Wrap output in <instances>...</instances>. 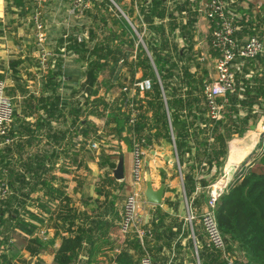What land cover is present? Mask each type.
<instances>
[{
	"label": "trees",
	"instance_id": "trees-1",
	"mask_svg": "<svg viewBox=\"0 0 264 264\" xmlns=\"http://www.w3.org/2000/svg\"><path fill=\"white\" fill-rule=\"evenodd\" d=\"M103 1L111 4L110 0ZM113 1L121 5L122 15L116 12V16L110 18L109 12L106 17H102V31H105L102 37L97 36L94 30H90L92 32L89 39L79 37L73 29L66 38L60 40L62 45L66 40L67 49L78 53L80 60L86 61L87 65L84 70L85 79L81 83L82 89L76 91L72 100L83 111L91 109L92 113L105 117V128L110 133H124V139L131 150L134 138L142 141L143 149H147L160 136L173 141L183 174L185 196L191 202L192 210L199 214L206 200V187L215 180L211 169L221 166L227 155V142L222 136L224 124H229L228 130L237 135L248 129L252 117L248 114L238 115L239 107H250L253 100L264 98V82H260L262 76L254 79L255 86H250L244 75H241V83L236 82L237 75L234 71L236 90L226 95L227 102L223 107L222 118L210 119L202 94L203 85L209 80L208 71L198 61V56L192 49L193 22L198 0H129L127 4H122V0ZM227 10L232 16L229 4ZM238 24L246 26L247 22L241 18ZM136 31L141 34V44L140 40L136 43ZM246 34L264 41V30H258L257 27L247 30ZM179 40L183 41V46H180ZM142 43L147 47L149 55ZM134 50V57L131 58ZM263 57L264 53L245 62ZM56 59L48 73L55 72L56 69L61 73L60 58L57 62ZM123 65L134 72L129 83L136 81L135 72L140 74L138 80L151 81L150 90L135 93L126 102L127 95L122 91L125 77V72L121 71ZM105 73L108 75L105 76ZM114 79L116 85H120L114 104L108 105L100 100L94 103L88 99L90 93L98 92L99 86L104 87V92L107 93L114 87ZM238 98H241L239 107ZM261 104L264 107V102ZM99 107H102L100 112H94ZM133 110L136 114L131 122ZM110 124H113L112 128ZM96 131L93 129L86 133L89 136L88 141L95 143V151L101 147L102 140V135ZM11 132L12 123L9 130L12 137L14 135ZM10 145L0 150V192L6 188L12 189L16 182L14 178L21 173L19 169L14 172L6 163ZM194 147L196 161L192 154ZM257 153L260 154L256 156ZM184 155L187 157L186 162ZM98 156L99 167H108V171L99 177L95 186L97 193L104 195L105 205L103 210L98 211L100 213L92 212L89 215L76 208L68 209L69 200L62 185H54L43 177L52 166L47 168L41 161L37 163L38 160L32 170L35 169L40 174L41 186L38 189L44 190L47 197L37 198L31 205L27 194L18 195V191L14 189V193H7V196L0 199V264H15L19 259L23 260L19 255L21 248L35 261L41 260L40 256L50 247L54 248L52 264H140L134 260L135 255L140 259L144 252L132 231L126 235V239L129 241L134 236V242L130 245L135 255L129 251L130 248L124 246H119L118 252H111L115 249V243L110 232L117 225L116 221L120 222L115 202L118 201L124 184L118 182L111 173L116 166L117 156L108 154L103 148ZM28 181L23 179L26 186ZM60 183L62 184L61 181ZM31 189L32 187L28 191ZM57 199L59 208L52 210L49 202ZM63 199L65 205H62ZM36 200L47 217L40 214L42 210L36 206ZM165 203L170 204V201L166 200ZM155 211L157 220L152 221L153 227L147 222L152 235L155 232L157 238L163 239L167 247L177 237L189 235L188 246L193 247L191 233L186 228L185 221L183 223L178 216L162 212L159 206L155 207ZM174 211L176 212V208ZM215 214L226 248L224 251L208 246L199 248L196 242L197 260L192 257V264H264V144L261 141L255 145L245 162H242L227 189L219 196ZM154 221L157 222L156 225ZM195 223L200 224L193 221V235H196ZM50 225L53 227V234L47 238L39 237L38 232L45 229L47 233ZM163 233L167 235L162 236ZM56 239L60 240L58 246H55ZM180 248V244L175 245V260L180 254ZM153 249L156 254H160L161 248L155 246ZM147 252L150 254L152 249ZM150 256L153 261L159 262L156 256ZM168 261L159 264H167Z\"/></svg>",
	"mask_w": 264,
	"mask_h": 264
},
{
	"label": "crops",
	"instance_id": "crops-1",
	"mask_svg": "<svg viewBox=\"0 0 264 264\" xmlns=\"http://www.w3.org/2000/svg\"><path fill=\"white\" fill-rule=\"evenodd\" d=\"M174 1L183 2V0ZM225 1L229 4V9L234 18L236 29L235 37L239 42L246 40L249 36L246 34V31L249 29H256L257 27L258 30H264V0ZM110 2L113 3L112 0H110ZM121 3L127 4L129 0L128 2L122 0ZM67 7H69L68 4L66 5L61 0H47L43 7V20L51 40L49 46L53 52L56 53V62L59 58L61 59H59L61 73L57 72L59 69H56L55 72L51 71L48 73L41 72L37 67L35 45L33 42L34 40H32V38L34 39V28L31 21L32 8L30 0H0V79H3L5 82V94L11 99L13 106L11 133L14 136H12V145L9 146V156H21V158H23L24 173L30 177H33L34 170H32V167L35 166L36 160H38L37 163L40 161L44 163L47 168L52 166V169L44 173L43 177L54 185H62L68 188V193H70L67 194V196L70 197L71 200L68 201L69 204L67 208H76L79 211L90 214L103 210L105 205V202H103L104 195L97 193L95 190L99 177L108 171L106 165L103 167H99L98 165V154L101 148L108 154L117 156V161L119 157L122 156L124 178L118 182L124 184L123 191H127V193L132 184V153L129 145L126 143V139H124V133H110L108 129L105 128V122L99 126L97 121L94 120L105 117L92 113L91 109L87 111L84 109L83 111L77 107L74 100H72L85 79L84 70L87 65L86 61L83 62L80 60L78 53H74L68 50L67 46L65 47L60 44V40L65 38L68 33L73 32V29H75L77 25L75 16L73 17V15L69 13V8ZM63 8H66V12L68 13L65 18L62 17L64 15ZM183 18L185 17L183 16ZM241 18H244V21L247 22L246 26L238 24ZM69 22L72 24L71 27L68 26ZM193 24L194 36L192 49L196 52L198 61L207 69L210 77L212 64L210 63V66L209 63L202 62L203 60H206V62L208 60L209 62L212 61V58L208 54V52H211L208 48L209 23L204 17L199 15L197 6ZM143 32L144 28L142 33ZM179 43L180 46L184 45L182 40H179ZM142 45L148 53L144 43H142ZM202 52H205L207 55L204 59L201 58ZM134 54H132L133 57ZM77 59H79L80 62ZM245 61L246 60H240L233 64V71H235L237 75L236 82H242L241 75H244L245 81H248L250 86H255L256 83L254 79H259L261 76L260 82H264V57L251 62ZM151 64H153L152 61ZM49 75L53 76L49 78ZM107 75L108 74L105 73V76ZM139 77L135 78V80H138ZM100 79L101 76L99 77V80ZM129 84L131 83L124 84L123 86ZM90 94L91 100L94 103L98 100H100V102H106L108 98L107 93L102 90L101 86H99L96 94ZM238 99L239 103L241 98ZM252 102L259 104H256L258 106L257 109L251 111L253 113H258L259 118H264V107L261 104V102H264V98H258ZM107 103L109 102L107 101ZM94 112L100 111L95 110ZM241 112L245 111L241 110L240 113ZM112 127L113 124H110V128ZM93 129H96L98 131L96 132H100L102 135L101 147L96 149V151H91L89 146L90 142L87 138L89 136H86V133ZM248 131H251V129L247 130V132ZM250 143H245L244 146H246L248 152L244 153L243 156L241 154L239 158H237L238 153L235 151V147L227 145V155L223 161L224 163L222 162L223 166L221 164L218 168L213 167L211 169V175H214L215 178L213 181H216L219 175L222 174L226 175L227 180L230 182L229 170L233 168L235 174L239 171L240 165L242 162H245L248 155L255 147L250 146L253 142ZM194 148L192 154L193 160L196 161V147ZM183 158L184 162H186V155H184ZM48 161H50V163ZM238 161L240 162L238 163ZM202 164H204V162ZM79 167H81V169H79L80 171L78 173H81L83 179L76 181V169ZM142 172L143 181L139 186L140 192L138 198L139 202H142L139 215L141 220L151 224L152 228V221L157 220V217H155V207L159 206L162 212H167L172 216H178L179 219L183 218L185 221L186 209L184 200L187 198L183 189V174L180 170L174 142L166 140V138L162 136L153 140L147 149H145ZM148 177L151 179L154 189H157L161 184L164 185L163 200L160 205L144 202L146 199L143 195ZM89 181H91V183ZM193 196L195 197L196 195ZM42 197L46 198L47 195L44 193V190H39L38 188L29 195V199ZM166 200L170 201V204L165 203ZM122 201L124 202V200ZM121 204L123 206L122 202ZM121 204L118 205V203L115 202V207L117 211H119V214L122 212ZM175 208L176 212L174 211ZM118 223L119 222L116 221L117 225L110 232L111 239L115 243V249L111 251L112 254L118 252L119 246H124L130 248L129 251L135 255V251L130 245L131 242H134V236L129 238L130 240L128 241L126 235L120 233ZM156 223L157 222H155V225ZM185 224H187L186 221ZM194 226L196 235L192 234L190 225L188 228L193 242V247L191 248L188 246L189 235H187V237H177L179 240L177 238L172 240L171 243H169L170 246L167 247L164 244V240L158 239L154 232L152 238L144 240L145 249L147 251L152 249L150 254L156 256L160 263L169 260L167 264L171 262L172 264H192L190 259L195 257V254L197 256L196 242L199 248H201V246H207L205 234L200 224L195 223ZM174 230L175 227H173V231ZM52 234L53 231L49 233V236ZM165 235H167V233H163L162 236ZM59 244L60 240L56 239L55 246ZM176 244L181 245V251L178 258L175 260L173 250ZM155 246L161 248L160 254L155 253V249H153ZM23 252L21 248L19 251L20 258H23ZM47 252H50L51 255H47L46 257L43 253L40 258L41 260L47 259L46 264H52L54 248L50 247ZM162 255L163 257H161ZM19 261L21 260L19 259Z\"/></svg>",
	"mask_w": 264,
	"mask_h": 264
},
{
	"label": "built area",
	"instance_id": "built-area-1",
	"mask_svg": "<svg viewBox=\"0 0 264 264\" xmlns=\"http://www.w3.org/2000/svg\"><path fill=\"white\" fill-rule=\"evenodd\" d=\"M46 1L30 0L37 67L41 72H47L52 68L56 59V53L49 46L51 40L43 20V7ZM63 1L68 4L71 15L80 17L85 11L93 7L96 0ZM227 5L228 3L225 0H199L197 2V12L209 23L208 48L211 52H208V54L213 61L212 68L214 73L212 77L210 75L209 80L203 85L202 94L206 103L208 116L212 120L222 118L223 107L227 102L226 95L236 90L233 64L236 61L253 59L264 53L263 41L254 35L248 36L243 42L237 40L235 37L234 18L228 13ZM206 57L205 52H202L201 58L204 59ZM5 86L4 80L0 79V148L10 145L13 141V138L9 135L10 126L13 121V106L11 99L5 94ZM150 88V79L136 80L129 85L123 86L122 91L127 95L125 102L128 99L130 100L135 93H142L150 90ZM221 99L222 102L220 101ZM131 103L130 106H132ZM135 114L136 111L133 110L131 122L134 121L133 116ZM141 142L136 138L133 140L131 150L132 184L123 202L119 231L123 235H127L131 231L134 232L136 239L143 247L144 240L152 237V231L147 226L146 221H142L141 217H139L142 202L138 200L140 192L138 187L143 181L142 166L145 152V149L141 146ZM92 146L95 147V143ZM228 184L229 181L226 175L221 174L216 181H213L206 187V200L199 214H196L192 210L191 202H188L187 199L184 202L186 208L185 221L188 222L191 228L193 221H198L204 231L206 245L220 251L225 250L226 244L224 236L218 227L215 208L219 196L227 189ZM198 190L197 188L196 191ZM41 233L44 232L41 231ZM140 264H159V262L153 261L150 254L144 249L143 256L140 258Z\"/></svg>",
	"mask_w": 264,
	"mask_h": 264
},
{
	"label": "rangeland",
	"instance_id": "rangeland-1",
	"mask_svg": "<svg viewBox=\"0 0 264 264\" xmlns=\"http://www.w3.org/2000/svg\"><path fill=\"white\" fill-rule=\"evenodd\" d=\"M62 2H64L63 0H61ZM113 1V0H112ZM174 1V0H173ZM180 1H182V0H180ZM124 2H128V0H124ZM65 3V2H64ZM113 3H114V1H113ZM111 3L110 5L109 4H107L106 2H104L103 0H96L95 2H94V5H93V7L91 8V9H89V10H87V11H85L80 17H75L76 18V21H77V25L75 26L76 28H75V31L77 32V35H79V37H83V38H87V39H89V34H90V32H92V31H90V30H94L93 32L97 35V36H101L102 37V35L104 34V32L105 31H102V26H103V24H102V22H101V19H102V17H106L107 15H108V13L110 12V18H113V17H115L116 16V12H120V14L122 15V12L120 11V9H121V5L119 6V5H117L116 3ZM66 4V3H65ZM67 5V4H66ZM67 8H69V7H67ZM61 9V8H60ZM63 11H64V15L62 16V17H66L67 15H68V13L66 12V8H63L62 9ZM69 10V9H68ZM122 10V9H121ZM65 12H66V14H65ZM74 17V16H73ZM125 17H126V15H125ZM127 18V17H126ZM109 19V18H108ZM112 21V20H111ZM68 26L69 27H71L72 26V24L69 22L68 23ZM136 34H137V36H139V38H138V40L136 41V43L137 42H139V40H140V44H141V34H139L137 31L135 32ZM67 36V35H66ZM66 36H65V38H66ZM30 40V39H29ZM32 40H34L33 38H32ZM31 40V41H32ZM34 42V41H33ZM66 40L64 41V43H63V45L64 46H66ZM131 54H134V51H133V53H131ZM133 56H131V58H132ZM211 59V58H210ZM69 60H71V59H69ZM77 60H79V59H77ZM212 60V59H211ZM79 62H80V60H79ZM79 62H77V63H79ZM202 62H204V63H211L212 64V67H213V61H211V62H209V60L206 62V60H203ZM211 64H210V66H211ZM211 67V71H210V73H211V77L213 76V73H214V71H213V68ZM121 71H123V72H125V77H124V81H123V84H128L129 82H131V77H132V74L134 73H132L130 70H127V67H126V65H123V69L121 70ZM116 74H117V72H116ZM115 74V75H116ZM134 76H135V78H138L139 76H140V74L138 73V72H135V74H134ZM113 82H114V87L113 88H111V89H109V91L107 92V95H108V98H107V101L112 105V104H114L113 102L116 100V97L118 96V92H119V88H120V85H116V83H115V79L113 80ZM79 89H82L81 87H79ZM79 89H78V91H79ZM102 90L104 91V87L102 88ZM82 95H83V97L84 98H86L85 96H86V94L82 91ZM111 96V97H110ZM94 98V97H93ZM89 100L91 99V95L89 96V98H88ZM106 101V102H107ZM108 103V104H109ZM256 104H259V103H253L252 104V106H248V105H242V107H239V106H241L240 105V102L237 104V107H239L240 108V110H239V114L238 115H244V114H248V115H250L251 117H252V119H251V121H250V124H248V125H250V126H248V129L247 130H249V129H251V131H248L247 132V130L243 133V134H241V135H237V134H235V133H231L228 129V127H229V124H224V129H223V131H222V136L225 138V140H226V142H227V145H229L230 147H235V151L238 153V157L237 158H239V156L242 154V156H243V154L244 153H246V152H248L247 151V148H246V146H244L245 145V143H250L251 141L253 142L252 143V145H250V146H255V144H257V143H259L260 141L264 144V118H262V117H258V113H253L251 110H253V109H257L258 108V106L256 105ZM101 108L102 107H99L98 109H97V111H100L101 110ZM241 110H244L245 112H241L240 113V111ZM95 121H97V124L100 126V125H102L103 124V122H105L104 123V125L106 124V118H98V119H94ZM254 125V126H253ZM262 128H263V131H262ZM104 129V128H103ZM98 134H100V132L98 133ZM255 140V141H254ZM92 144L93 143H90V148H91V151H95L94 150V147L92 146ZM243 148H244V151H243ZM250 148V147H249ZM2 148H0V150H1ZM260 152V151H259ZM92 153H95V152H92ZM258 154H260V153H257L256 154V156H258ZM255 156V157H256ZM5 160H6V163H8V167L10 168V169H13L14 170V172L17 170V169H19V171L21 172L18 176H20V178H18L17 179V177L16 178H14L15 179V185H14V187L12 188V189H8V188H6V189H3L2 191L4 192V194H3V192L1 193L0 192V199H3L4 198V196H7L8 194L7 193H14L15 191H14V189L16 190V192H17V194L18 195H20V193H25V194H27L28 195V198H29V195L31 194V193H33V189H34V191L35 190H37V188H39V186H41V181H40V174L38 173V172H36L37 170H35L34 169V176L33 177H30V176H27V174L26 173H24V170H23V158H21V156H17V157H11V156H8V157H6L5 158ZM37 161V160H36ZM240 161H238V163H239ZM224 163V162H223ZM223 163H222V166H223ZM35 166H36V164H35ZM79 169H81V167H79V168H77L76 170H77V174H76V181H78V180H81V179H83V177H81V173H78L80 170ZM238 172V171H237ZM234 170H233V168H231L230 170H229V179H230V181L233 179V177H234ZM16 175V173H14V176ZM23 179L24 180H27L28 181V179H30L27 183H28V185L30 186H26V184H24L23 183ZM20 181H22V183H20ZM18 182V183H17ZM90 183H91V181H89ZM89 183V184H90ZM56 185V184H55ZM90 186V185H89ZM140 186V185H139ZM32 187V189L31 190H29L28 191V189L29 188H31ZM66 186H62V188H63V191L65 192V195H66V197H67V199L70 201L71 199H70V197H68L67 196V194H69L68 193V188L66 187ZM81 187V186H80ZM138 189H139V187H138ZM129 192V191H128ZM126 195H127V191H121L120 192V194L118 195V201H117V203H118V205H120L121 204V202L123 203V201L122 200H124L125 199V197H126ZM65 199H63L61 202H63V204L62 205H65V201H64ZM29 202H30V204L32 205V203H35V199L34 200H32V199H30L29 200ZM37 202H38V200H36V206L38 207V208H40L38 205H37ZM60 202V201H59ZM184 202H185V200H184ZM49 204L51 205V209L53 210V209H58L59 207L57 206V204H58V199L56 200V201H52V202H49ZM121 206H122V204H121ZM42 211H40V214L42 215V217H47V214H45L44 212V210L42 209V208H40ZM120 209H121V207H120ZM186 209V208H185ZM184 209V210H185ZM31 210H34L33 208L31 209ZM186 211V210H185ZM89 215H92V213H90ZM180 220H182V222L184 223V220H183V218L182 219H180ZM187 224H185L186 225V228H189V224H188V222H186ZM41 231H44V233H41ZM53 231V227H51V225L48 227V229H47V233H46V231H45V229H41L39 232H38V236L39 237H42V238H47V236H49V233L50 232H52ZM65 233V232H64ZM190 238H192L191 237V235H190ZM138 242V241H137ZM139 243V242H138ZM141 246V245H140ZM142 247V246H141ZM143 248V252H144V249H145V246H143L142 247ZM49 250V249H48ZM25 252H23V260H21V261H18V263H15V264H46L47 263V259H42V260H37V261H35V259L31 256V255H29V254H27V253H25ZM47 255H51V253L49 252H47V250L44 252V256H46L47 257ZM195 256V258H196V260H197V256H196V254L194 255ZM80 257V256H79ZM17 260V259H16ZM136 262H139L140 263V259H139V257H138V255H135V259H134Z\"/></svg>",
	"mask_w": 264,
	"mask_h": 264
},
{
	"label": "water",
	"instance_id": "water-1",
	"mask_svg": "<svg viewBox=\"0 0 264 264\" xmlns=\"http://www.w3.org/2000/svg\"><path fill=\"white\" fill-rule=\"evenodd\" d=\"M112 176L117 180H123V158L119 157L116 167L112 170ZM164 185L161 184L157 189H154L151 183V179L148 177L146 180V188L144 191V197L149 204L160 205L163 200Z\"/></svg>",
	"mask_w": 264,
	"mask_h": 264
},
{
	"label": "bare ground",
	"instance_id": "bare-ground-1",
	"mask_svg": "<svg viewBox=\"0 0 264 264\" xmlns=\"http://www.w3.org/2000/svg\"><path fill=\"white\" fill-rule=\"evenodd\" d=\"M254 141H255V140H254ZM251 143H252V142H251ZM251 143H250V144H251ZM235 165H236V164H235Z\"/></svg>",
	"mask_w": 264,
	"mask_h": 264
}]
</instances>
